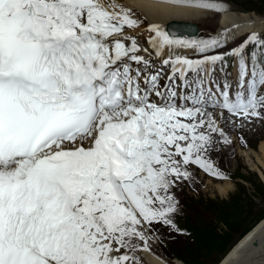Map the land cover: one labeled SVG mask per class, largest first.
<instances>
[{
  "label": "snow or ice",
  "instance_id": "6c2138e0",
  "mask_svg": "<svg viewBox=\"0 0 264 264\" xmlns=\"http://www.w3.org/2000/svg\"><path fill=\"white\" fill-rule=\"evenodd\" d=\"M141 23L118 0H0V264H139L190 166L223 177L216 109L264 117V37L150 23L144 47Z\"/></svg>",
  "mask_w": 264,
  "mask_h": 264
},
{
  "label": "trees",
  "instance_id": "16d2710c",
  "mask_svg": "<svg viewBox=\"0 0 264 264\" xmlns=\"http://www.w3.org/2000/svg\"><path fill=\"white\" fill-rule=\"evenodd\" d=\"M231 2L240 10L237 12L264 14V0ZM231 178H234V186L223 197L188 198V212L175 225L179 233L169 230L160 235L153 231L168 257L182 264H217L235 237H242L264 218V183L260 176L252 170L237 169Z\"/></svg>",
  "mask_w": 264,
  "mask_h": 264
},
{
  "label": "bare ground",
  "instance_id": "6f19581e",
  "mask_svg": "<svg viewBox=\"0 0 264 264\" xmlns=\"http://www.w3.org/2000/svg\"><path fill=\"white\" fill-rule=\"evenodd\" d=\"M118 2L122 3L125 7L132 9L134 18L142 21L141 26L137 28L142 29L139 33H142V35L136 34V31H138L137 29L135 30V35L144 47H150L147 43L148 38L152 35V33L147 30L150 23H156L164 30V24L168 20H194L195 22V20L202 19L209 15V11H191L184 6L166 4L163 0H118ZM218 25L219 27L215 30V32L221 33L222 30L228 29L230 36H234L238 32L249 30L256 33H259L260 31L264 32V18L258 17L252 13L223 12L219 15ZM216 35L217 34H214L212 36ZM171 37L181 40H190L184 36ZM178 51L182 53L192 52L191 49H178ZM222 117H224V115L221 114V111L216 110L215 118L218 126H221L222 124ZM234 119L235 118L228 119V121L232 123L231 125L234 129L237 124V128L247 129L251 133H257L258 130H260V122L258 121L260 119L246 118L245 120H241L239 122ZM225 129H228V127ZM234 135L235 134H233L231 139L237 146L238 154L244 158L246 165L248 164L250 168H254L260 172L258 166L263 167L264 163V140H260L257 150L253 151L252 148L249 147L242 148L240 143H237L238 141ZM230 145H232V143H230ZM225 146L226 145H224V147ZM230 148L231 146L226 148L228 150V154L231 152ZM212 183L216 193L219 195H223L231 184L230 181ZM254 225L247 233H245L242 237L237 238L232 243L228 252L217 264H257L259 262L258 258L264 257V218L262 217L260 221L255 226ZM138 257L140 258L139 264H167L155 250L149 248L142 250ZM176 262L177 264H182L177 260Z\"/></svg>",
  "mask_w": 264,
  "mask_h": 264
},
{
  "label": "rangeland",
  "instance_id": "374dc122",
  "mask_svg": "<svg viewBox=\"0 0 264 264\" xmlns=\"http://www.w3.org/2000/svg\"><path fill=\"white\" fill-rule=\"evenodd\" d=\"M219 2L223 5V10L221 11H215V10H209V17H204L202 19H197L191 22H194L197 24L199 32L195 37L192 39L199 40V39H208L214 34H220L218 32H215V30L218 29V21H219V15L223 12H237L240 11L236 9V6L232 4L231 0H219ZM221 12V13H220ZM245 13H252L258 17L264 18V14H258L253 11H247ZM211 16V17H210ZM201 20V21H200ZM203 20V21H202ZM136 34H139L141 32V28L137 29ZM254 31H244L241 33H238V35L234 36L235 39H230L228 42L227 47L231 48L239 43H241L244 39L247 38V36L250 33H253ZM256 33V32H255ZM139 35H142L139 34ZM261 36H264V32L261 34ZM233 78V75H232ZM218 110V109H216ZM219 111V110H218ZM223 113V112H221ZM224 117L221 119V126H219L221 129H223V135L213 134L215 139V144L209 153L210 160L214 164L215 168H217L221 173H223V177H216L211 175L210 173L203 172L199 170L196 166L192 165L189 168V171L192 173V176L190 179L183 180L181 182H178L177 185L172 189L173 194L175 195L176 199L179 201L178 204V210L177 212L172 216L173 224L176 225V222L179 221V219L184 216L185 213L188 212L187 205H188V198L189 197H196L198 195L213 197V198H220L226 195L227 191L233 188L234 186V178L231 177L234 175V171L237 169L239 171L244 172L245 170H252L255 171L260 178L264 182V163L263 167L258 166L260 172L254 168H250L249 165L245 163L244 158L238 154L237 152V146L235 143H233L231 137L233 134H235V138L237 143H240V146L242 148H252L253 151L257 150V146L260 142V140H264V117L256 118L260 124V130H258L257 133H251L247 129H239L237 128V124L235 125V128L231 125L232 123L228 121L230 116H226L225 113H223ZM233 119V118H231ZM246 118H240V119H234L236 121L245 120ZM228 129H225L227 128ZM232 143V145H230ZM224 145H226L224 147ZM228 146H231L230 154H228V150L226 149ZM211 181H210V180ZM237 180H240L239 178H236ZM219 181H230V189L228 188L226 192L223 195H219L216 193L215 188L213 187L212 182H219ZM212 187H211V186ZM191 206V205H189ZM193 207V206H192ZM179 224V223H178ZM154 225H160L159 228H154L152 226ZM152 227V228H151ZM146 228V234L148 237V248L155 250L160 257L165 261L167 264H177L174 257H168L162 247L161 244L158 243L154 237L153 231H158V233L161 235L162 232L174 230V232L179 233L178 230H176V227H173L172 225H165L163 223H153L150 227L145 226ZM142 243L143 242H139ZM147 248V249H148ZM145 250V248L141 247L138 249L136 255H140L141 251ZM259 262L257 264H264V257L258 258ZM179 261V260H177ZM180 262V261H179ZM181 263V262H180ZM179 264V263H178Z\"/></svg>",
  "mask_w": 264,
  "mask_h": 264
},
{
  "label": "water",
  "instance_id": "95a60500",
  "mask_svg": "<svg viewBox=\"0 0 264 264\" xmlns=\"http://www.w3.org/2000/svg\"><path fill=\"white\" fill-rule=\"evenodd\" d=\"M164 30L167 31L170 35H181V34L194 35L197 32V24L194 23V22H191V21H187V20H174V19H171V20H168V21L165 22ZM239 236L235 237L231 241V243L228 245V247Z\"/></svg>",
  "mask_w": 264,
  "mask_h": 264
}]
</instances>
